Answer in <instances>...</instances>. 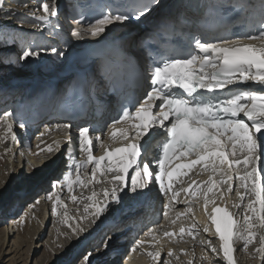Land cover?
Listing matches in <instances>:
<instances>
[{
	"label": "snow or ice",
	"instance_id": "1",
	"mask_svg": "<svg viewBox=\"0 0 264 264\" xmlns=\"http://www.w3.org/2000/svg\"><path fill=\"white\" fill-rule=\"evenodd\" d=\"M4 4L5 0H0V8ZM28 7L25 4V8ZM241 8L259 24V28L250 24V31L235 38L220 36L209 39L203 34L194 35L185 50H172L153 61L143 77L147 88L141 95L130 98L121 107L118 116L107 125L108 131L104 134L107 142L96 134L98 130L91 125L78 128L76 140L84 158L74 165L77 173L75 181L72 171L64 175L66 186L71 190L73 183H83L80 173L83 171L87 175L89 166V182L95 180L97 174L107 178L111 173L109 182L113 188L111 191L107 188L103 190V197L108 203H118L125 191L136 192L155 184L167 200L163 206L165 217L175 206L179 195L172 190L175 179L187 176L197 165L211 173L203 190L205 210L209 203L224 200L225 194L233 192L235 187L240 202L234 207H242L243 215L235 218L238 214L229 211L226 206L212 208L209 219L219 245H213L211 239L199 241L214 254H202L200 259L206 264H216V258L221 255L223 264H237L234 253L240 242L245 250L256 242L259 246L255 247L254 255L259 254L261 264H264V0H260L258 9L243 4ZM7 11L16 13L14 9ZM149 11L145 5L136 18ZM37 12L41 14L37 16ZM26 14L33 19L47 21L57 17L59 9L54 3L40 0L39 6ZM128 19L127 14L118 10L102 13L89 22L87 28L81 27L82 19H75L73 23L77 27L71 34L80 39L88 34L96 37L114 21ZM51 51L56 52V49ZM38 55V51L26 48L19 59ZM105 71L111 72L112 69L106 68ZM249 84L252 87H241ZM13 116L14 113L9 111L0 113V127L4 128L0 142L9 134L16 142ZM23 127L20 124V128ZM56 127L65 131L64 139L71 143L73 137L68 135L71 124ZM44 134L41 133V136ZM157 137H162L158 143L159 154L150 160L147 158V145ZM55 146L59 147L58 141ZM94 149L102 150V154L94 155ZM46 150L52 152L53 145H47ZM217 174L219 179L215 178ZM193 185H196L194 189ZM224 185L226 189L222 187ZM189 190H192L190 196L196 197L201 187L193 180L183 189L186 196ZM96 196L93 191L88 199ZM108 203L103 206L85 204L84 210L87 212L89 207L94 206L95 215L99 216ZM184 203L188 204L189 200ZM51 211L57 214L55 205ZM190 211V207L185 209L186 213ZM184 214L178 212L171 223L175 224ZM67 219L65 213V223ZM201 230L204 233L210 231L207 225L201 229L197 222H193L187 234L195 239ZM184 233L185 228L181 226V238ZM146 235L155 239L153 229H149ZM174 235L170 231L163 232V236L169 239ZM146 243L150 241H136L137 246ZM147 255L153 261H159L161 251H149ZM167 255H174L172 248L168 249ZM176 259L179 260V256ZM164 264H171V261ZM186 264H193L192 259Z\"/></svg>",
	"mask_w": 264,
	"mask_h": 264
},
{
	"label": "bare ground",
	"instance_id": "2",
	"mask_svg": "<svg viewBox=\"0 0 264 264\" xmlns=\"http://www.w3.org/2000/svg\"><path fill=\"white\" fill-rule=\"evenodd\" d=\"M17 2L18 3L20 2L22 5L19 4L20 5L19 6ZM47 2L54 3L59 9V15L57 17H52L47 21L33 19L30 15L26 14L31 11H34L39 6L40 0H5V4L3 5L2 8H0V33L1 32L4 33V30L11 34H13L14 32L21 33L20 31L22 30L23 31L29 30V32L37 35V39H35V41L33 39L30 42L29 48H32L33 50H36L39 52L38 56L30 57L26 59L25 63L27 67H29V69H27V71L25 72L26 73L25 76H16L18 74L15 73L14 75L10 73L8 75L9 81L7 84L8 85L11 84V85L9 86V88H7V90H6V86L4 88H0V108H3L4 106H9L4 111H9L11 113L14 112L13 130L17 133L16 142H13L11 140V134H9L7 139L0 142V163H2L4 159L7 157L9 169H10L9 176H7L8 178L6 179L8 183L9 181H12L14 178L19 179V181L22 182L26 167H27V170L31 171L30 172L31 174H33L32 170L36 171L37 170L36 168L37 167L39 168L37 170V173L39 174L38 180L42 179L43 181H45L46 178L51 175L50 176L52 178L51 181L53 182V184L51 185L52 193L49 194L48 192L43 191L45 199L52 198L54 205H56L58 202L62 203L65 209L68 210V208L73 207V205L68 204V199H70V196L72 195L75 196L74 194L76 193V189L78 187H79V191L77 192L78 194L76 197H79V198L88 197L87 190L83 186H81V184L83 183H73L72 189L69 190L64 180V175L68 171H72L73 173L72 179L73 181H75L77 173H76V169L74 165L79 160L83 159L84 157H82L79 152L78 153L76 152L75 150L76 147L74 146V142L68 143L64 139L65 137L64 133L62 134L60 133L57 136H55L54 133L41 136L42 132H47V130L49 129L48 127H46V129L39 130L38 135H36L35 137H30L29 136V126H24L23 128H20V125H18V122H17L19 121V119L17 118L18 116H20L21 120H23L25 117H29L30 119H34L33 123H35V127H37L39 120L45 117L46 115L50 114L51 112L50 111V104H51L50 100L52 99L54 103V98H53L54 92L52 90L48 92H44V88L49 86L50 84L55 86V90H60L63 87H65L69 79V76L68 75L61 76L59 71L62 72L64 70L65 72H68L73 67V65L75 66V63L72 65V62H73L72 53L74 52L75 49H77L81 45H86L87 43V41L84 39L79 40V41L75 40L76 38L71 34L72 29L69 32L66 31L65 23L62 21V18H61L62 14H64L65 12L66 2L63 0H47ZM25 4H27L29 7L25 8ZM8 9H14L16 10V13L13 14L12 12H8L7 11ZM40 14H41L40 12H37V16H39ZM22 20L24 21L28 20L33 25H30V26L27 25L29 26L28 28L24 27ZM116 29H117L116 25L109 26L107 27L105 33L111 32L109 34L111 38H115V37L119 38L121 34ZM126 29L128 31H131V29L129 28H126ZM67 35H68V38H66ZM29 36L33 37L32 35H29ZM83 38L90 40L89 34L84 35ZM31 39L32 38L30 37H27V39H24L22 37V41L20 39V41L16 43L18 45L17 47H19V45L21 44L20 42L24 43L25 40L29 41ZM66 40L68 41L70 40V42L68 44H64ZM10 48L12 50H16L14 49L15 47L14 48L5 47V48H1L0 51L2 50L5 51ZM53 48L56 49V52L51 51V49ZM128 51H130V49H128ZM130 52L133 56H135L138 59V61H141V62L143 61L142 56L136 53H132V51ZM81 62H83V60H81ZM11 66L13 70L17 69L16 66L10 65V64L5 65V66L3 65L0 67V69L3 71L4 68H9V67L11 68ZM66 66H70V67H67L66 69L65 68ZM30 68L35 70L34 72L35 75L38 73V71L42 72L43 75L38 74L35 78H29L28 75L33 72V71H30ZM95 72L98 75L97 70ZM18 77H21L24 80L23 82L25 83L22 82L23 84H21L20 83L21 81H18ZM26 78H29L28 80H35V81L37 80V78H43V80L39 81L40 84L34 83L31 85V84H28V81L26 82L27 80ZM95 84L96 86H98L99 83L96 82ZM9 90H14V92L11 93V96H13L12 98H15V97L18 98L19 94L22 92H24V96L22 97L20 101L14 100V102L8 103L7 101H5V98L9 96ZM100 98L103 99L104 101H111L101 96ZM106 103L107 102H104V107L106 106ZM101 112L103 114L105 113L104 110H101ZM3 134H4V128L0 131V135H3ZM22 140H23V143L21 142L20 144V141ZM104 140L105 142H107L106 136L104 137ZM57 141L59 142V147L55 146V142ZM62 143H64V145H62ZM50 144L53 145L52 152H48L46 150V146ZM6 149H8L9 151L6 152L5 151ZM61 150L68 151V154H67L68 161L65 164V168H64L62 175L60 174V172H58L59 169H55L62 159L61 155L58 154V152ZM101 151L102 150L100 149H95L94 155L99 156ZM148 151H153L151 146L148 148ZM88 171L91 172V166H89ZM89 172H87V175H85L84 173L82 174L80 173V179L83 182H88L91 179V176H90V179H87ZM203 173H202L203 174L202 177L198 178L199 174L197 173L191 179L197 178V184L201 183L202 180L203 182L206 183L211 173L209 171L207 172L204 171ZM84 175L86 176L85 178L83 177ZM109 176H111V174ZM215 178L219 179V174H217ZM24 180L25 178L23 179V181ZM85 180H88V181H85ZM205 183L203 184L204 188H206ZM222 187L226 189V185ZM112 188H113V184L111 183L110 186L107 187V189L111 191ZM30 189H32V187ZM36 189L37 187L34 188V191ZM22 190H23L22 192L29 191L28 188H23ZM146 190L147 188L143 190H138L136 192H133V191L128 192L129 194L126 195L124 201L120 200L118 203L115 204V206H113V208H111L113 209L112 214H109L111 213V210H109L110 206H112V205H109L107 209H105L99 214L98 217L100 218L97 219V221L94 220L93 222V219L91 220L93 222V225L88 230L86 229L85 226L83 228L82 224H80V222L78 223L75 218L72 219L73 217H70L73 223L79 224L83 228L81 231L83 232L82 233L83 235L77 237L76 238L77 241L72 240V242H74L75 244L74 249H73V252H74L73 255L78 254V252L82 250L81 248H87L86 253L80 256L77 262H75V264H105L103 262L99 263V261H101L102 258L106 259L107 257H109V255H111V257H115L116 261H118V259H120V257L122 256L120 254L122 252V249L124 248L123 240L125 241L129 240L131 244L136 245V241L140 239L150 241V243H146L142 246L136 245L135 247L136 250L133 251L130 257H127V254H125L124 258L122 257L123 262L121 261V264H164V262L169 261V260L171 261V259L174 257V255L172 257H169L167 255L169 248L173 249V252L175 255L182 254V256H185L186 259L188 258V260L193 258L192 260L193 264H206V261H202L200 259L202 254L206 253L208 256H213L214 254L211 253V251L206 246H202L199 243V241L201 239H205V240L211 239L213 245L218 246L219 240L215 235L214 226L211 224V221L209 219L210 213L208 212V209L205 210V207H204V201H203V190L204 189H202L200 192H198L199 194H197L196 198L198 199V202L196 201V199L195 200L193 199L195 197H191L189 194L186 196L185 193L183 192V194H181L178 197V200L175 203V206L171 207L168 217H163L161 213L162 210L157 211L158 215L161 218L159 221H153L155 219V212H156V208L158 206L159 200H155L147 204L145 202L146 204L145 206H143V203H144L143 201H142L143 203H141V200L145 198L144 193ZM213 191L216 192V189H214ZM240 191H243V190L241 189ZM20 192H21L20 189H16L12 193V195H8L3 200V202L0 203L1 205L0 206V210H1L0 218H4V212L2 211H4L3 210L4 205L6 202H8V200H12L11 202H14V205L17 203L18 200H19V203H21L22 198L21 196H19ZM65 192H67V194ZM43 193L41 194L42 196H43ZM99 194L101 195V199L98 201H101V202L98 204L103 206L108 201H106L105 198L103 197L102 189L99 190ZM131 194L133 195L129 197ZM217 195L219 194L217 193ZM42 196L39 198L38 202H35V203L27 202L26 203L27 210H29L28 213L34 212L37 215L42 214V213L44 214L47 213V211L41 208V206L43 205H44V208H46V206L48 205L46 200L42 199ZM57 197H59V200H57ZM211 197L212 195H209V198ZM134 200H137V202H134ZM185 200H189V203L187 205H185L184 203ZM224 200L228 201V204L231 206L232 212L234 214H238L236 215L235 218H240L243 215L242 207L241 208L234 207L235 204L240 202L239 197L236 195L235 187H234L233 192L225 194ZM224 200H220V201H224ZM246 202H247V199L245 200V203ZM195 203L196 204L199 203L198 204L199 207L195 209L196 211L195 212L190 211L186 213L185 209L188 207L190 208L194 207ZM92 205H94V203ZM208 206L209 204L207 205V208H209ZM151 208H153V211H151ZM94 209L96 210V208ZM178 212L185 213V214L181 216L180 219L176 220L175 224H172L171 220L176 219V214ZM26 216L28 215H24V216L20 215V216L11 217L10 224H11L12 229L8 225H7V228L4 227V229H1L3 230V233H5V238L0 237V262L4 260L3 256L6 254L4 252V249L6 245H8L9 243L8 240H10L11 236H14L16 234L15 236V243H16V241L20 240L21 236L22 237L25 236L24 235L25 232L32 233V229L30 227V224L32 223V221L30 220V218L29 219L26 218ZM122 218H123V221H119L120 219L122 220ZM59 219L60 217L58 218L57 216L58 223L62 224L63 221L60 222ZM85 219L83 220L86 223L88 220L86 219L87 221H85ZM0 221L2 223V220ZM193 222H197L198 227L201 229L205 225H207L210 231L208 233H204L201 230L198 235H195V239H193V237L187 234V229ZM37 223H38V228L36 230H33V233H32L33 236L31 237V241H32V245H30L31 250L33 249V247H35L34 246L35 239H37L43 231V221L41 217L38 218ZM96 225L99 226L98 227L99 229L96 228L97 227ZM139 226H143L145 228L144 229L141 228L140 231L142 235L140 237H136L133 240L132 233L136 229H139L140 228ZM181 226L185 228V233L183 234V238H181V235L179 234V229ZM108 229H109V232L105 236H103V240L101 241V243L99 245H96L95 248H93L92 246L93 243L98 239L100 235H102L103 232H106V230ZM149 229H153L154 235L157 236L155 237V239L153 237L152 238L147 237L148 235H146V233H148ZM55 231H57V229L54 227V233ZM164 231H170V232L175 233V235L171 239L168 238L169 239L168 243L166 241L167 237L163 238ZM54 235L55 234H52V236L50 237V240L53 238ZM170 240H174V241L171 242ZM114 241H116L117 244L114 245ZM174 242L180 243L179 244L180 246L175 243L177 246L175 247ZM241 246H242V242L238 243L236 246L237 250L234 253V256L237 260V264H241L240 263L241 260H242V263H244L243 262L244 259L250 261L251 257L254 254L255 247H258L259 245L256 242H254L253 245H250L247 250H245L244 252L241 253V255H239V248ZM181 249H183L184 251H181ZM156 250L161 251V258L159 261H153L152 258L147 255V252L149 251L154 252ZM9 252H7V254H10ZM144 253L146 255H144ZM73 255L72 256L69 255L70 257L68 258L71 259ZM86 255L88 256L87 261L85 260ZM258 258H259V262H257L256 264H261V259L259 257V254H258ZM65 259H67V257ZM183 260H185V258H183ZM181 262L184 263L186 262V260L181 261ZM106 264H110V263L107 262ZM216 264H223L222 255L219 258H216Z\"/></svg>",
	"mask_w": 264,
	"mask_h": 264
},
{
	"label": "rangeland",
	"instance_id": "3",
	"mask_svg": "<svg viewBox=\"0 0 264 264\" xmlns=\"http://www.w3.org/2000/svg\"><path fill=\"white\" fill-rule=\"evenodd\" d=\"M19 4L22 5L20 2L18 3V5ZM22 23L24 24V27H27V28L30 25H33L28 20L27 21L22 20ZM27 25H29V26H27ZM20 32L21 33H17V32L15 33L14 32L13 34H11V33L6 32L4 30V33L3 32L0 33V49L5 48V47H7V48L8 47H12V48L15 47L14 49H16V50H12L10 48V49L5 50V51L4 50L0 51V67L3 65L4 66L9 65V64L17 67V69H14V70H13L12 66H11V68L10 67L4 68L3 71H5V72H3L0 69V88H4L5 86H6V89L9 88L10 84L8 85L7 83L9 81L8 75L10 73H12L14 75H15V73L18 74L16 76H25V74H26L25 72L27 71V69H29V67H27V65L25 63L26 60H21V59H19V57L22 55L24 49L30 47L29 46L30 42L33 39H34V41H35V39H37V35L29 32V30L28 31L22 30ZM29 35H32L33 37H31ZM22 37L24 39H27V37H30L32 39L29 41L25 40L24 43L20 42L21 44L19 45V47H17L18 45L16 43H18L20 41V39L22 41ZM3 52H5V53H3ZM30 71H33V72L28 75L29 78H35L38 74L43 75V73L40 71H38V73L35 75V73H34L35 70L32 68H30ZM29 78H26L27 79L26 82L28 81V84H31V85L34 83L40 84L39 79L43 80V78H37L38 81L37 80L36 81L35 80H28ZM18 81H21L20 82L21 84L25 83V82H23L24 80L21 77H18ZM23 96H24V92L20 93L18 96V100L19 99L21 100ZM8 97H10V96H8ZM9 99H12V97L8 98V100ZM4 110H5V108H2L0 110V113ZM34 127H35V123H32L29 126V136L30 137H35ZM1 128L2 127H0V129ZM21 142L23 143V140L20 141V144H21ZM58 154L61 155L62 159L55 169H59L58 172H60V174L62 175L64 168H65V164L67 163L68 152L67 151L62 152V150H61L58 152ZM36 169L38 170L39 168L37 167ZM37 170L36 171L32 170L33 174H31L30 173L31 171L27 170V167H26L25 172H24V176H23V179L25 178L24 181L22 179V182H20L19 179L14 178L12 181H9V183H8L6 179L8 178L7 176H9L10 169H9L7 157L4 159V161L2 163H0V203L3 202V200L8 195H12V193L16 189H20L21 192H20L19 196H21V198H22L21 203H19V200H18L15 205H14V202H11L12 200H8V202L5 203L4 209H3L4 211H2V212H4V218H0V220H2V223L0 221V223H1L0 224L1 225L0 226V237L5 238V233H3V230H1V229H4V227L7 228V225L10 226V228H11L10 218L13 216L28 215V216H26V218H28V219L30 218V220L32 221V223L30 224V227L32 229V233H33V230H36L38 228V223H37L38 218L41 217L42 221H43V231H42L41 235L37 239H35V241H34L35 247H33V249L31 250L30 245H32V241H31V237L33 236L32 233H26L25 232L24 233L25 236L24 237L21 236L20 240L16 241V243H15V236H16V234H15L14 236L10 237V240H8L9 243H8V245H6V247L4 249V252L6 254L3 256L4 260H2L0 262V264H14V263L15 264H75V262H77L79 257L82 256L84 253H86L87 248H81L82 250L80 252H78V254L73 255V253H74L73 249H74L75 244H74V242H72V240L77 241L76 238L83 235L82 234L83 232H81L82 230H80V229H83L84 226L86 227L87 230L90 229L91 226L93 225L94 220L97 221V219L100 218L94 214L96 211L94 209L95 208L94 206H92L93 208L89 207L88 211L85 212V210H84L85 204L92 205L94 203V205H96V204L101 202V201H98L101 199V195L99 194V190L102 189V191H103L105 186H106L105 188L110 186L111 183L109 182V180H110L109 175L111 173L108 174L107 178L101 177L99 174H97L95 180H93L92 182L89 183L88 180H85L88 182H83V184H81V186H83L87 190L88 197H90L92 195L93 191H95L97 193L96 197H94L91 200H89L88 197L87 198L76 197L78 194L77 192L79 191V187H78L76 189V193L74 194L76 199L75 200L72 199L73 195L70 196V199H68V204L73 205V207H70V208H68V210H66L65 207L62 205V203L58 202L55 205L56 210H57V214H53L51 211L52 207L54 206L53 200H52V198H48V199L46 198L45 199V196L43 193V191L48 192L49 194L52 193L51 185L53 184V182L51 181L52 180V178L50 177L51 175L48 174L50 176H48L45 181H43L42 179H40V180H42V181H40V180H38L39 174L37 173ZM81 172H83V171H81ZM83 177L85 178L86 176L84 175ZM87 177L90 179L89 173H88ZM97 181H100V182H97ZM31 187H32V189H30ZM35 187H37V189L34 191ZM23 188H28L29 191L22 192ZM42 193H43V196L41 195ZM65 193L67 194V192H65ZM132 195L133 194H131V196ZM41 196H42V199L46 200V202L48 204L46 206V208H44V205L41 206V208L44 209L45 211H47V213H45V214L42 213L39 215L35 214L34 212L28 213L29 210H27V204L26 203L27 202H31V203L38 202L39 198ZM131 196H129V197H131ZM196 197L194 198V200L196 199V201L198 202V199ZM134 202H137V200H134ZM198 204L195 203L196 207L194 206L191 208L192 212L196 211L195 209H197L199 207ZM13 205H14V207H13ZM11 206H12V208H11ZM113 206L114 205L110 206L109 210H111V213H109V214L113 213V209H111V208H113ZM38 213H40V212H38ZM65 213H67V217H68L67 223H65ZM57 216H58V218L60 217V219H59L60 222L63 221L62 224L58 223ZM0 217H1V210H0ZM70 217H73L72 219L75 218L78 223L80 222V224H82L83 228L79 224L73 223V221ZM83 219H85V221H87V222L85 223ZM92 219H93V222L91 221ZM54 227L57 229V231H55V233H54ZM141 228L142 227L135 230L136 232L132 233V239H135L137 234L139 232H141L140 231ZM73 229H76V232L73 231ZM108 232H109V230H107L106 232H103L102 234L105 236ZM52 234H55L52 238L54 241L52 239L50 240V237L52 236ZM101 236L102 235H100L98 237V239L93 243V245H92L93 248H95L96 245H99L101 243V241L103 239V238H101ZM154 237H157V236L155 235ZM163 238H166V237H163ZM123 241L125 242V240H123ZM166 241L168 243L169 239L166 238ZM170 241L173 242L174 240H170ZM175 243L177 245L180 244L178 242H174L175 247H177ZM68 247H69V249H68ZM150 250H151V248H150ZM244 251H245V249L243 248V245H242L239 248V255H241V253ZM7 252H9L10 254H7ZM69 255L70 256L73 255V257L70 259V258H68V257H70ZM144 255H146V254L144 253ZM255 255L253 254L250 261L244 259V261H243L244 263H242V260L240 261V263L241 264H256L257 262H259V258H258V254H255ZM176 256H179V260L176 259ZM66 257H67V259H65ZM181 257H182V259H181ZM183 258H185L186 261L188 260V258L186 259L185 256H182V254H180V255L174 254V257L171 259V262H172L171 264H186V262H184V263L181 262V261H185V260H183ZM104 259L105 258H102V260L99 261V263L103 262L106 264L107 262H109L110 264H121L122 256L120 257V259H118V261H116L115 257H111V255H109V257H107L105 260ZM191 259L193 260V258H191Z\"/></svg>",
	"mask_w": 264,
	"mask_h": 264
},
{
	"label": "water",
	"instance_id": "4",
	"mask_svg": "<svg viewBox=\"0 0 264 264\" xmlns=\"http://www.w3.org/2000/svg\"><path fill=\"white\" fill-rule=\"evenodd\" d=\"M125 23H123L122 25H124ZM121 25V24H120ZM128 26H130V28H131V31L132 32H135V36H136V38H139V37H141L142 35H143V33L145 32V30H146V22H141V23H139V24H136V23H134V22H131V23H129V24H127ZM111 32H107L102 38H100L98 41H101V40H105V39H109V38H111V36L109 35ZM116 38V37H115ZM78 51H80V49H75L74 50V52L72 53V54H74V53H76V52H78Z\"/></svg>",
	"mask_w": 264,
	"mask_h": 264
}]
</instances>
